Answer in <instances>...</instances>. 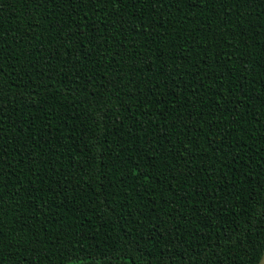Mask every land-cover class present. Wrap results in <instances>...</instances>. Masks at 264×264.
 <instances>
[{
    "label": "trees",
    "instance_id": "trees-1",
    "mask_svg": "<svg viewBox=\"0 0 264 264\" xmlns=\"http://www.w3.org/2000/svg\"><path fill=\"white\" fill-rule=\"evenodd\" d=\"M264 0H0V264H257Z\"/></svg>",
    "mask_w": 264,
    "mask_h": 264
},
{
    "label": "rangeland",
    "instance_id": "rangeland-1",
    "mask_svg": "<svg viewBox=\"0 0 264 264\" xmlns=\"http://www.w3.org/2000/svg\"><path fill=\"white\" fill-rule=\"evenodd\" d=\"M257 264H264V251L262 253V256Z\"/></svg>",
    "mask_w": 264,
    "mask_h": 264
},
{
    "label": "snow or ice",
    "instance_id": "snow-or-ice-1",
    "mask_svg": "<svg viewBox=\"0 0 264 264\" xmlns=\"http://www.w3.org/2000/svg\"><path fill=\"white\" fill-rule=\"evenodd\" d=\"M195 3V0H193V4Z\"/></svg>",
    "mask_w": 264,
    "mask_h": 264
}]
</instances>
